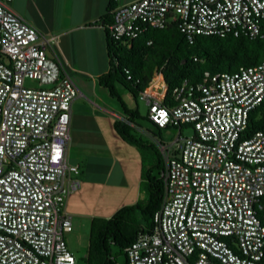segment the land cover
Masks as SVG:
<instances>
[{"label":"built area","instance_id":"obj_1","mask_svg":"<svg viewBox=\"0 0 264 264\" xmlns=\"http://www.w3.org/2000/svg\"><path fill=\"white\" fill-rule=\"evenodd\" d=\"M9 1L0 0V264H76L64 233L71 229L66 196L78 186L76 164L65 161L78 89L46 53L55 36L39 32ZM110 10L114 38L176 20L191 42L196 34L257 35L264 0H130ZM164 91L159 70L139 91L148 120L177 131L168 142L155 139L162 197L150 229L124 248L125 264H261L264 128H245L264 97V57L182 78L168 100Z\"/></svg>","mask_w":264,"mask_h":264},{"label":"trees","instance_id":"obj_2","mask_svg":"<svg viewBox=\"0 0 264 264\" xmlns=\"http://www.w3.org/2000/svg\"><path fill=\"white\" fill-rule=\"evenodd\" d=\"M112 5L109 3L102 15L108 69L98 75V81L118 98L124 111V117L113 122L115 132L123 141L137 147L144 148L151 144L130 132L129 123L137 115V110L126 107L116 91V84L128 88L135 96L148 84L153 73L159 70L165 83L163 99L168 100L170 89L182 78L196 81L204 71L210 74L229 71L240 64H254L264 57V16L260 19L259 33L253 37L230 32L222 35L196 34L188 42L179 30L177 21L170 20L161 27L145 26L133 37L114 38L108 31ZM172 127L177 128L174 125ZM258 128H264V97L249 110L245 130ZM154 167L156 175L151 173L150 166L143 165L141 168L144 197L119 206L107 217L90 219L83 264H125L124 248L139 230L150 229L152 213L161 201L163 184L158 176L159 170L163 168L161 155ZM261 200L262 206L257 214L264 224V195ZM112 246H116L117 251L113 252ZM116 253L123 255L122 261L116 259ZM261 264H264V243Z\"/></svg>","mask_w":264,"mask_h":264},{"label":"crops","instance_id":"obj_3","mask_svg":"<svg viewBox=\"0 0 264 264\" xmlns=\"http://www.w3.org/2000/svg\"><path fill=\"white\" fill-rule=\"evenodd\" d=\"M127 1L130 0L9 1L10 7L39 32L55 36L54 40L46 44V53L60 61L77 86L78 93L70 104L65 161L76 164L81 184L84 183L85 186L86 183L87 191L92 187V182L102 187L100 192L103 185L112 182L126 183L123 169L126 166L132 168V164L134 165L132 159L121 156L123 147L129 152L133 150L125 146V142H122L113 128L114 120L124 117L122 105L98 81V75L108 69L102 15L109 3ZM112 173L114 178L111 180ZM72 192L73 190L70 193ZM136 199L133 195L127 203ZM77 202L80 203L81 200ZM79 203L73 206L72 213H79ZM127 203H119L104 214L87 215L89 219L107 217L119 206Z\"/></svg>","mask_w":264,"mask_h":264},{"label":"rangeland","instance_id":"obj_4","mask_svg":"<svg viewBox=\"0 0 264 264\" xmlns=\"http://www.w3.org/2000/svg\"><path fill=\"white\" fill-rule=\"evenodd\" d=\"M24 83L27 85H35L36 81L26 78ZM115 88L126 107L137 110V115L132 119V123L128 122L130 125V132L135 136L140 137L142 141H146L151 145L140 148L122 140V142H125V146H129V148L136 153L134 155V152L131 150L130 153L128 149V151L125 150V147H123L120 152L124 159L126 156L127 159H132L131 162L134 163V165L132 164V168L126 166L127 168L124 167L123 169V173L126 174V183L116 184L115 182H112L106 186L103 185V190L100 192L99 189L102 187L100 188L97 186L99 184L92 182V187H89L87 191L86 183L85 186L84 183L81 184L79 173L75 174L79 185L75 188L76 190H73V192L69 193L66 197L65 208L70 214L71 229L64 233V239L67 248L75 258L76 264H83L82 256L86 251L88 225L90 220L87 214H104L119 203H127L133 195H135L136 198L144 197L145 191L141 168L143 165H145V167L150 166L152 168L151 173L156 175L157 170L154 167V164L161 155L155 139L162 141L163 143L168 142L175 136L177 131L176 128L172 126L157 128L151 123L146 118L147 103L139 96V93L133 96L128 88L120 84H116ZM189 132L190 130L188 128L182 130V134L184 135ZM141 163L143 165H141ZM112 177L114 178L113 173L111 175V180ZM79 200H81L80 203L77 202ZM78 203L81 205L79 206V213H72L71 210L73 206ZM102 207L104 210H102ZM112 251H117L116 246H112ZM115 257L118 261L123 260V255L121 253H116Z\"/></svg>","mask_w":264,"mask_h":264}]
</instances>
